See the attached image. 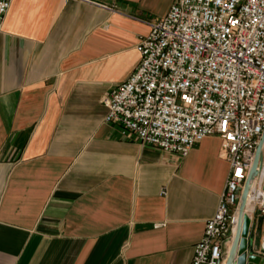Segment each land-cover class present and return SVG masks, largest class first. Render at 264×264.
<instances>
[{"label": "crops", "instance_id": "1", "mask_svg": "<svg viewBox=\"0 0 264 264\" xmlns=\"http://www.w3.org/2000/svg\"><path fill=\"white\" fill-rule=\"evenodd\" d=\"M174 1H11L0 24V264H190L229 175L220 139L164 153L124 140L102 105ZM262 155L264 176V144Z\"/></svg>", "mask_w": 264, "mask_h": 264}, {"label": "built area", "instance_id": "2", "mask_svg": "<svg viewBox=\"0 0 264 264\" xmlns=\"http://www.w3.org/2000/svg\"><path fill=\"white\" fill-rule=\"evenodd\" d=\"M12 0H0V24ZM139 64L102 100L104 122L130 142L187 156L218 137L229 175L190 264H225L241 190L264 132V0H175L148 23ZM262 179L248 197L264 220Z\"/></svg>", "mask_w": 264, "mask_h": 264}, {"label": "water", "instance_id": "3", "mask_svg": "<svg viewBox=\"0 0 264 264\" xmlns=\"http://www.w3.org/2000/svg\"><path fill=\"white\" fill-rule=\"evenodd\" d=\"M263 144L264 132L256 147L252 166L247 173V177L241 190L236 232L233 235L230 247L225 254V264H264V254L260 255L253 251L254 240L250 234V220L244 212L246 199L256 178L261 177L263 180L262 190L264 191V176L262 172ZM259 241V239L255 240L257 245L259 244ZM262 252L264 253V249H262Z\"/></svg>", "mask_w": 264, "mask_h": 264}, {"label": "bare ground", "instance_id": "4", "mask_svg": "<svg viewBox=\"0 0 264 264\" xmlns=\"http://www.w3.org/2000/svg\"><path fill=\"white\" fill-rule=\"evenodd\" d=\"M248 198L252 201V207L251 208L253 209V200L251 199V197H247V199ZM244 212H245V210H244ZM237 218H238V214H237ZM236 226H237V222H236ZM235 232H236V227H235ZM235 232H234V234H235Z\"/></svg>", "mask_w": 264, "mask_h": 264}]
</instances>
